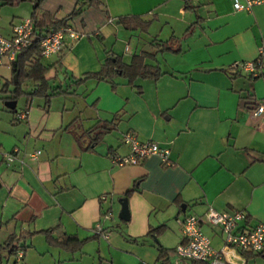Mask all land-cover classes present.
I'll list each match as a JSON object with an SVG mask.
<instances>
[{
	"label": "crops",
	"instance_id": "crops-1",
	"mask_svg": "<svg viewBox=\"0 0 264 264\" xmlns=\"http://www.w3.org/2000/svg\"><path fill=\"white\" fill-rule=\"evenodd\" d=\"M81 1L0 0L3 36L33 11L62 19L80 7L65 19L78 37L40 59L60 65L44 74L48 101L25 102L0 121V151L15 156L0 163V264H171L184 215L211 207L243 211L241 226L264 222V114L255 112L264 79L234 67L258 59L264 70V3L245 11L234 10L232 0H188L191 9L185 0H100L97 8ZM120 17L141 24L125 28ZM170 36L179 50L160 52ZM140 51H155L145 62L158 65L160 76L72 83L98 70L107 53L127 63ZM58 86L67 92L53 91ZM110 120L113 128L91 142L86 131ZM124 132L166 148L169 164L155 154L115 164L112 157L129 153ZM122 198L126 220L118 218ZM96 224L104 236L92 237ZM48 230L86 240L68 249L48 243ZM200 230L213 248L222 246L218 228L201 222ZM19 233L23 238L4 246ZM228 255L246 264L264 251Z\"/></svg>",
	"mask_w": 264,
	"mask_h": 264
},
{
	"label": "built area",
	"instance_id": "built-area-1",
	"mask_svg": "<svg viewBox=\"0 0 264 264\" xmlns=\"http://www.w3.org/2000/svg\"><path fill=\"white\" fill-rule=\"evenodd\" d=\"M264 0H232L234 10L248 11L252 6L262 4ZM78 37V33L68 24L57 30L45 34L38 42L39 55L43 58L58 53L65 45H69ZM34 39L33 21L29 17L11 24L9 36L0 35V66L14 62L18 54L32 44ZM258 59L242 61L237 65L239 69L251 77L258 74ZM236 66V67H237ZM264 79V74L261 76ZM255 112L264 114V99L256 105ZM24 115V114H23ZM122 143L129 147V153L124 157H112L117 165L136 164L148 155H158L163 164L168 165V150L152 141H139L133 133L124 132ZM15 151V149L13 150ZM36 151L34 154H37ZM13 152L0 151V163L8 164L14 159ZM105 195L100 199L105 200ZM246 214L241 210L215 211L208 207L201 216L187 214L180 221L182 240L173 247L174 264H243L244 254H260L264 251V222L253 226L240 225L245 221ZM204 222L219 229L222 235V246L213 248L209 239L201 232L200 224ZM96 235L104 236L102 228L96 224L93 229ZM232 257L240 259L233 262Z\"/></svg>",
	"mask_w": 264,
	"mask_h": 264
},
{
	"label": "trees",
	"instance_id": "trees-1",
	"mask_svg": "<svg viewBox=\"0 0 264 264\" xmlns=\"http://www.w3.org/2000/svg\"><path fill=\"white\" fill-rule=\"evenodd\" d=\"M6 4H13L18 2L19 0H3ZM188 0H185V7L191 9L192 7L187 4ZM80 5H86L89 7L97 8L100 4V0H83L79 3ZM80 11V7L74 9L68 17L74 16ZM66 17V18H68ZM30 18L33 21V31H34V39L32 44L23 49L17 56L16 60L10 64V72L12 78L10 79V84H12V88L10 90V96L6 99L14 100L15 96L19 94L20 83L25 80H31L32 88L28 93L29 95H40L44 98V101L47 102L49 97L51 96V92L47 94V90L50 88L48 84V80L44 77L45 72L51 67L60 68L58 62H55L51 65H44L41 63V56L39 55V40L48 32L57 30L59 27L66 25L65 19H56L51 14L47 12L37 13L33 11L30 14ZM119 22L125 28H136L141 22H136V24H130L132 22L131 17H120ZM142 29L146 28V24L141 25ZM185 33V32H184ZM176 41L178 38L174 36H170L168 39L159 43L158 50L160 52L163 51H178L179 48L176 47ZM155 52V51H154ZM154 52L140 51L138 54H133L129 60V62L125 63L121 60L119 55H115L113 53H107L103 60L100 62V67L96 71L83 73L80 77L72 79V83L77 85L80 84L83 80L87 78H94L97 81H111L114 77L125 78L128 83H130L133 79L140 78H151L155 79L160 76L163 72L160 70L158 65L149 64L145 62V59H151L154 56ZM258 74L251 77L248 75V78L257 79L264 74V70H258ZM16 73L15 81L13 80V74ZM7 83L4 82L2 87H0V91H4V87H6ZM6 90V89H5ZM58 93L67 92V87L61 88L58 86L56 89ZM52 91V92H53ZM13 109V108H10ZM114 121H101L95 123L89 130L88 133H93V139L91 142H94L97 139H100L101 136L111 130L113 128ZM75 141H77V137L74 133H72ZM130 190H127L125 194L129 193ZM161 226L155 229H150L151 231H159ZM46 238L48 243H54L55 245H59L61 247H65L68 249H77L82 242L86 240L78 239L75 235L61 233L57 236L53 237L51 235V230L45 231ZM92 237L96 238L97 235L94 234ZM21 238H23V233H19L18 236L9 235L4 242V246H10L12 242H18ZM71 247V248H70ZM17 247L12 246L10 249V253L15 252ZM162 250H160V254Z\"/></svg>",
	"mask_w": 264,
	"mask_h": 264
},
{
	"label": "rangeland",
	"instance_id": "rangeland-1",
	"mask_svg": "<svg viewBox=\"0 0 264 264\" xmlns=\"http://www.w3.org/2000/svg\"><path fill=\"white\" fill-rule=\"evenodd\" d=\"M12 78L10 68L8 65H1L0 66V87L5 83H7L6 87H4V91H0V121H5L6 119H9L11 117V111L10 108L5 106V100L4 97L10 96V90L12 88V84H10V79ZM20 93L17 94L14 98L15 105L12 107L14 110H19L22 108L25 102H27L29 105H41L43 103L44 98L40 95H27L32 88V82L31 80L25 79L23 80L20 85ZM64 88V87H63ZM6 89V90H5ZM49 88L47 90V94L50 92ZM257 258L256 261L252 260L253 258L249 259L246 264H256V262L261 261V259H264L262 257H255ZM171 264H174V258H170ZM257 264H264V262H259Z\"/></svg>",
	"mask_w": 264,
	"mask_h": 264
},
{
	"label": "water",
	"instance_id": "water-1",
	"mask_svg": "<svg viewBox=\"0 0 264 264\" xmlns=\"http://www.w3.org/2000/svg\"><path fill=\"white\" fill-rule=\"evenodd\" d=\"M15 76H16V73L13 74V80L15 81ZM9 96H7L6 98H8ZM5 106L9 107V108H12L14 105H15V101L14 100H5V103H4ZM118 218L122 219V220H126L128 218V211H127V208H126V202H125V199L122 198L120 200V210H119V213H118Z\"/></svg>",
	"mask_w": 264,
	"mask_h": 264
}]
</instances>
